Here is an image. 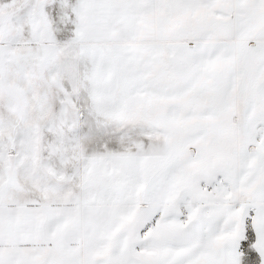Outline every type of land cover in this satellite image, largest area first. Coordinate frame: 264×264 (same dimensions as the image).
Segmentation results:
<instances>
[{
    "label": "snow or ice",
    "instance_id": "6c2138e0",
    "mask_svg": "<svg viewBox=\"0 0 264 264\" xmlns=\"http://www.w3.org/2000/svg\"><path fill=\"white\" fill-rule=\"evenodd\" d=\"M0 264H264V0H0Z\"/></svg>",
    "mask_w": 264,
    "mask_h": 264
}]
</instances>
